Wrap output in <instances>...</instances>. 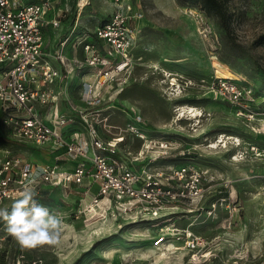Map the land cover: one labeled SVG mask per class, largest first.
<instances>
[{
  "label": "rangeland",
  "instance_id": "obj_1",
  "mask_svg": "<svg viewBox=\"0 0 264 264\" xmlns=\"http://www.w3.org/2000/svg\"><path fill=\"white\" fill-rule=\"evenodd\" d=\"M127 1L143 13L133 22L142 60L137 81L112 94L120 100L110 123L119 132L132 118L129 109L139 111L147 133L179 148L150 166L191 164L205 174L203 195L169 208L161 220H133L107 206L89 209L93 190L86 193L85 185H45L40 193L51 190L58 203L50 208L67 214L60 244L21 249L0 222V264H264V0H224L229 32L215 14L184 0ZM57 4L66 13L63 24L77 25L74 34H90L116 8L115 0H86L82 8L79 0ZM215 73L252 86L255 112H240L216 96L208 87ZM187 107L201 115L192 117ZM0 132V155L9 149L53 161L49 149L9 139L3 127ZM140 144L128 142L132 150ZM189 236L200 241L196 247L186 244Z\"/></svg>",
  "mask_w": 264,
  "mask_h": 264
},
{
  "label": "built area",
  "instance_id": "obj_2",
  "mask_svg": "<svg viewBox=\"0 0 264 264\" xmlns=\"http://www.w3.org/2000/svg\"><path fill=\"white\" fill-rule=\"evenodd\" d=\"M115 3L114 12L90 34H74L76 24L63 31L66 13L56 0H0V127L9 139L49 149L54 156L52 162H40L5 149L0 205L14 202L26 185L39 196L45 185L77 184L85 185L86 193L92 189L91 202L102 208L133 220H161L169 208L201 199L205 174L199 169L184 162L150 166L179 149L175 141L147 133L137 110L129 109L132 118L119 132L110 123V109L120 100L112 94L137 81L135 69L142 60L135 53L133 22L143 13L130 1ZM48 28L62 30L53 43L45 36ZM202 29L207 35L209 28ZM208 87L240 112H255L253 87L237 78L215 73ZM135 139L141 144L132 150L128 142ZM72 160L71 169L63 168ZM37 166L47 171L31 183ZM199 242L186 239L192 247Z\"/></svg>",
  "mask_w": 264,
  "mask_h": 264
},
{
  "label": "clouds",
  "instance_id": "obj_3",
  "mask_svg": "<svg viewBox=\"0 0 264 264\" xmlns=\"http://www.w3.org/2000/svg\"><path fill=\"white\" fill-rule=\"evenodd\" d=\"M46 171L44 166H37L31 183ZM37 196L35 189L26 185L10 207H0V222L21 249L55 247L61 242L67 214L40 203Z\"/></svg>",
  "mask_w": 264,
  "mask_h": 264
},
{
  "label": "trees",
  "instance_id": "obj_4",
  "mask_svg": "<svg viewBox=\"0 0 264 264\" xmlns=\"http://www.w3.org/2000/svg\"><path fill=\"white\" fill-rule=\"evenodd\" d=\"M191 4H197L202 7L208 14H215L218 17L220 24L229 32L228 10L224 0H184ZM264 40V33L260 37ZM0 136L2 133L0 132ZM39 202L52 206L58 204L51 198V190H45L43 194L38 196Z\"/></svg>",
  "mask_w": 264,
  "mask_h": 264
},
{
  "label": "crops",
  "instance_id": "obj_5",
  "mask_svg": "<svg viewBox=\"0 0 264 264\" xmlns=\"http://www.w3.org/2000/svg\"><path fill=\"white\" fill-rule=\"evenodd\" d=\"M57 1V0H56ZM66 26H65V28H64V32L66 31V29L68 28L67 26V24H65ZM54 30V31H53ZM61 32H62V30H59V31H56L55 29H52V28H48L47 30H46V34H45V36H46V38L49 40V42H55L57 39H58V37H60L61 36ZM69 52L70 53H72V54H75L76 53V50H69ZM73 165H74V162H73V160L72 161H69V162H66V163H64L63 164V168H66V169H71L72 167H73ZM94 192V191H93ZM92 196V195H91ZM87 202V201H86ZM88 203V202H87Z\"/></svg>",
  "mask_w": 264,
  "mask_h": 264
},
{
  "label": "bare ground",
  "instance_id": "obj_6",
  "mask_svg": "<svg viewBox=\"0 0 264 264\" xmlns=\"http://www.w3.org/2000/svg\"><path fill=\"white\" fill-rule=\"evenodd\" d=\"M85 2H86V0H80V4H81V5H84ZM81 5H80V6H81ZM168 75H171V73H170V74L168 73ZM187 110H188V112L192 115V117H198V116L201 115L200 110L197 109V108H194V107H190V108H189V107H187ZM187 110H186V111H187ZM185 113H186V112H185ZM185 113H183V115H184ZM189 113H188V114H189ZM222 141H223V140H222ZM216 145H217V144H215V145H213V146L216 147ZM99 205H100V204L96 205V204H94V203H92V202L88 203L89 209H92V210L96 209Z\"/></svg>",
  "mask_w": 264,
  "mask_h": 264
}]
</instances>
